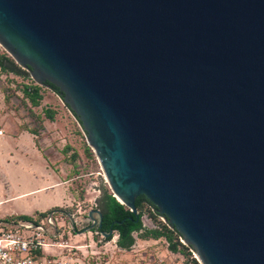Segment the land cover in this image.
<instances>
[{
  "label": "water",
  "instance_id": "obj_1",
  "mask_svg": "<svg viewBox=\"0 0 264 264\" xmlns=\"http://www.w3.org/2000/svg\"><path fill=\"white\" fill-rule=\"evenodd\" d=\"M0 43L61 91L115 200L203 264H264V0H0Z\"/></svg>",
  "mask_w": 264,
  "mask_h": 264
},
{
  "label": "rangeland",
  "instance_id": "obj_2",
  "mask_svg": "<svg viewBox=\"0 0 264 264\" xmlns=\"http://www.w3.org/2000/svg\"><path fill=\"white\" fill-rule=\"evenodd\" d=\"M7 60L14 62L23 75L17 76L0 69V130H4L5 139L18 131L28 132L33 136L39 153L30 156L24 149L21 151L22 159L26 154V161L43 174L33 180L31 176L26 175L29 172H24V169L9 171L4 163H0V194L3 191L4 198L11 199L1 209L11 212L9 214L13 216L22 214L28 206L32 209H44L53 203L51 200L58 193H64V202L60 206L49 207L50 209L43 212L35 211L30 217L31 221H35L40 217L55 215L56 226L49 230L50 235L56 239H47L48 244L54 247L49 249L44 257L49 262L57 261L59 264H203L199 255L188 247L182 238L179 241L187 249L180 248V254L171 253L165 239L143 241L140 239L142 233L133 235L136 243L129 252L117 247V233L113 240L106 241V237L100 234L97 228L103 197L105 193H113L102 163L89 143L87 132L51 89L35 82L30 70L20 64L0 43V63L4 62L10 67ZM27 86L41 88L43 101L39 108L32 107L25 98L23 91ZM47 110L55 113L53 122L46 117ZM4 123H7L6 126ZM6 150H11V147ZM12 155L14 156V153ZM40 157H43L47 164L41 161ZM8 171L13 182L20 183L18 188L15 184L11 187L7 185L4 176ZM60 185L64 186L57 192ZM31 188L41 192L34 196L17 198ZM142 210L145 230L158 231L164 226L175 230L170 226V222L148 203L144 204ZM12 220L22 221L21 216L13 217Z\"/></svg>",
  "mask_w": 264,
  "mask_h": 264
},
{
  "label": "trees",
  "instance_id": "obj_3",
  "mask_svg": "<svg viewBox=\"0 0 264 264\" xmlns=\"http://www.w3.org/2000/svg\"><path fill=\"white\" fill-rule=\"evenodd\" d=\"M10 67H7L4 62L0 63V69L4 72H9L11 74L22 76V71L15 65L14 62L7 60ZM55 92H57L60 96H63L61 91L51 85L48 84ZM25 98L31 103L32 107L39 108L41 106V102L43 101V96L41 94V88L38 86H27L24 91ZM46 117L50 121H54L55 113L53 111L47 110L45 113ZM113 195L105 193L102 203H101V215L102 218L98 223V232L102 235H109V233L113 230L115 233L113 236L106 237V241L110 242L114 239L115 234L118 235L117 247L123 251H131L135 246V239L133 235L135 233H142L140 239L143 241H158L161 239H165L169 244V251L173 254H180V248L187 249L179 239L182 236L175 229L172 230L170 227L164 226L161 229L156 230H145L142 223L143 217V206L145 203H148L150 206L154 207L152 203L146 197H140L137 199L136 207L138 210V214H134L131 212L125 205L119 203ZM157 210V209H156ZM22 220L31 221L32 219L27 216H22ZM101 223V224H100Z\"/></svg>",
  "mask_w": 264,
  "mask_h": 264
},
{
  "label": "built area",
  "instance_id": "obj_4",
  "mask_svg": "<svg viewBox=\"0 0 264 264\" xmlns=\"http://www.w3.org/2000/svg\"><path fill=\"white\" fill-rule=\"evenodd\" d=\"M54 222V214L35 221L0 219V264H59L44 257L54 247L47 242L56 239L49 230L55 228Z\"/></svg>",
  "mask_w": 264,
  "mask_h": 264
},
{
  "label": "crops",
  "instance_id": "obj_5",
  "mask_svg": "<svg viewBox=\"0 0 264 264\" xmlns=\"http://www.w3.org/2000/svg\"><path fill=\"white\" fill-rule=\"evenodd\" d=\"M5 126L7 123H4ZM3 126V128L5 127ZM3 132V136L0 137V163H4L6 165V168L10 171L11 169H24V172H29L26 175H29L33 178V180H37V176L41 177L43 173L39 172L37 169H35L34 167H32V165L27 162V155L30 156H36V154H38V150L36 149V145H35V141L33 136L28 133V132H15L12 137H7L5 139V132L4 130H0ZM11 147V150H6V148ZM19 148V150H18ZM24 149H26V154L24 155L25 157L22 159V152L24 151ZM12 153H14V156L12 155ZM41 161L46 162V160L43 157H40ZM9 171L7 172V175L4 176L5 180L7 181V185L8 186H12V184H15V187H19L20 183H16L13 182L12 178H10V176L8 175ZM26 185V184H25ZM62 186L64 185H60L59 187V191L60 192V188H62ZM38 192H41V190H34L33 188L27 190V192L25 191L24 194H22L20 197L17 198H26L25 196H34L35 194H37ZM63 192V191H61ZM7 194V193H6ZM8 194H10L8 192ZM64 194V193H63ZM63 194L58 193L57 196L55 198H53V200H51L53 203L48 206L45 207L44 209L42 207H37L36 209H32L31 207H26L23 211L22 214H17L15 216L10 215L9 211H2V207L5 204H8L10 200H6L5 197V192L3 193V191L1 192L0 196L2 195V198L0 199V203H2L0 205V215H2V217L0 216V219H11L13 217H22V216H27V217H31L35 211H47V209L57 207L60 206L64 201H63ZM50 207V208H49Z\"/></svg>",
  "mask_w": 264,
  "mask_h": 264
}]
</instances>
